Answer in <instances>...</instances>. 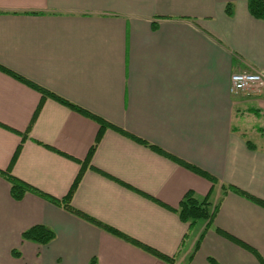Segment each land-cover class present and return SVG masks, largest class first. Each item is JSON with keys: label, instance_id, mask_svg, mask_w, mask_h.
I'll return each mask as SVG.
<instances>
[{"label": "crops", "instance_id": "crops-1", "mask_svg": "<svg viewBox=\"0 0 264 264\" xmlns=\"http://www.w3.org/2000/svg\"><path fill=\"white\" fill-rule=\"evenodd\" d=\"M248 4L0 0V172L61 199L81 171L72 208L174 264H264V207L222 188L264 201V90L230 92L233 73H264ZM188 192L216 206L209 223L174 212ZM35 226L53 238L24 239ZM91 261L167 264L34 192L13 199L0 175V264Z\"/></svg>", "mask_w": 264, "mask_h": 264}, {"label": "trees", "instance_id": "trees-1", "mask_svg": "<svg viewBox=\"0 0 264 264\" xmlns=\"http://www.w3.org/2000/svg\"><path fill=\"white\" fill-rule=\"evenodd\" d=\"M248 9H249L250 14L252 16H254L255 18L264 19V2L262 0H249ZM11 75H13L15 78H17L19 80H22V79H20V77H18L17 75H15L13 73H11ZM37 89L39 91H41L43 96L49 95V96L53 97L54 99H56L57 101L61 102L62 104L69 106L73 110H75V111H77V112H79V113H81L87 117L95 119L99 123L101 130L103 128H105L106 126H110L107 123L103 122L102 120H100V119L92 116L88 112L84 111L83 109L76 107L73 104H71V103H69V102H67V101H65V100L45 91V90H43V89H39V88H37ZM98 141H99V136L96 138V141L90 150L91 152L93 151V149L97 145ZM248 147L252 148V146H250V144L248 145ZM18 152H19V149H17L15 151L13 158H12V161L15 160ZM179 164H181L185 168L193 171L194 173L206 178L207 180L211 181L212 183H215V179L213 177L209 176L208 174L199 170L198 168L191 166L189 164H186V163H179ZM81 174H82V172L80 171L79 174L77 175L76 179L74 180L67 196H65L64 198H61V199H57V198L47 196L46 194L37 191L36 189L32 188L30 185L23 182L22 180L10 175L8 172H0V175H3L10 184V194H11V197L13 199L20 200L26 192H29V191L34 192L37 195H39L43 198H46L47 200H49L53 204L64 208L66 211H68L74 215H77V216H79V217H81V218H83V219H85V220H87L93 224L99 225L100 227H102L106 231L110 232L111 234H113V235H115L121 239H124L125 241L141 248L145 252L155 256L156 258L162 260L163 262H165L167 264H174L175 263L174 257L166 256V255L161 254L158 251H156V250H154L148 246L142 245V244L136 242L135 240L130 239L129 237L124 236L123 234L115 231L112 228H109V227H106L104 225L99 224L95 220L83 215L79 211L72 208V206L70 205V198H71V195H72L75 187L77 186V183L79 181ZM222 188H223V193H225L227 190L231 189L232 191H234L238 195H240L246 199H249L252 202L264 207V201L263 200L256 198V197L252 196L251 194H249V193H247V192H245L239 188H236L233 186H222ZM215 209H216V206L214 208H211V204L209 202L208 196L203 198L202 200H198L195 198V196L191 192H188L184 195V197L182 198V200L179 203L178 208L176 210H174V212L178 214L179 219L183 223L188 224V227L192 228L198 222L208 221V223H209L213 214H214ZM217 231L219 233H221L223 236L227 237L230 240H233L234 242L238 243L242 247L249 250L252 254L257 256L256 252L251 247L243 244L239 240L229 236L228 234L224 233L223 231H221L219 229H217ZM53 236L54 235L50 230H48L44 227H41V226H35V227L27 230L26 232H24L22 234V237L24 239L31 240V241H34V242H37L40 244L47 243L48 241H50L53 238ZM201 237H202V234L200 235L199 240L201 239ZM198 241H197V244H196L195 249H194L195 251L198 248ZM209 262L211 264H217L216 262H214L211 259H209ZM261 263H262V261H261ZM90 264H94V261H91Z\"/></svg>", "mask_w": 264, "mask_h": 264}, {"label": "built area", "instance_id": "built-area-1", "mask_svg": "<svg viewBox=\"0 0 264 264\" xmlns=\"http://www.w3.org/2000/svg\"><path fill=\"white\" fill-rule=\"evenodd\" d=\"M264 90V73L261 71L235 72L230 76L233 95L254 96Z\"/></svg>", "mask_w": 264, "mask_h": 264}, {"label": "rangeland", "instance_id": "rangeland-1", "mask_svg": "<svg viewBox=\"0 0 264 264\" xmlns=\"http://www.w3.org/2000/svg\"><path fill=\"white\" fill-rule=\"evenodd\" d=\"M253 139H255V138H253ZM255 141V140H254Z\"/></svg>", "mask_w": 264, "mask_h": 264}]
</instances>
